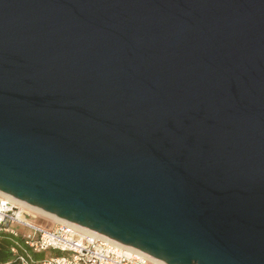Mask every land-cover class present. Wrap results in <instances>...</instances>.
I'll list each match as a JSON object with an SVG mask.
<instances>
[{
    "label": "water",
    "instance_id": "water-1",
    "mask_svg": "<svg viewBox=\"0 0 264 264\" xmlns=\"http://www.w3.org/2000/svg\"><path fill=\"white\" fill-rule=\"evenodd\" d=\"M0 193L164 264H264V0H0Z\"/></svg>",
    "mask_w": 264,
    "mask_h": 264
},
{
    "label": "built area",
    "instance_id": "built-area-1",
    "mask_svg": "<svg viewBox=\"0 0 264 264\" xmlns=\"http://www.w3.org/2000/svg\"><path fill=\"white\" fill-rule=\"evenodd\" d=\"M35 220L31 209L0 195V238L10 240L16 264H160L69 223L45 227Z\"/></svg>",
    "mask_w": 264,
    "mask_h": 264
},
{
    "label": "trees",
    "instance_id": "trees-1",
    "mask_svg": "<svg viewBox=\"0 0 264 264\" xmlns=\"http://www.w3.org/2000/svg\"><path fill=\"white\" fill-rule=\"evenodd\" d=\"M10 247L11 242L7 237L0 238V264H16Z\"/></svg>",
    "mask_w": 264,
    "mask_h": 264
},
{
    "label": "bare ground",
    "instance_id": "bare-ground-1",
    "mask_svg": "<svg viewBox=\"0 0 264 264\" xmlns=\"http://www.w3.org/2000/svg\"><path fill=\"white\" fill-rule=\"evenodd\" d=\"M0 195H2V196H7V195L1 194V193H0ZM7 197H9V196H7ZM9 198H11V197H9ZM11 199H13V198H11ZM13 200L16 201L17 203H20V204L23 205L24 207H26V208H28V209H31L33 212L39 213V214H41V215H44V216H46V217H48V218H51V219H53V220H55V221H61V220H59V219H57V218H54V217H52V216H50V215H48V214H46V213L41 212V211H39V210H37V209H35V208H33V207L27 205V204H24V203H22V202H20V201H18V200H15V199H13ZM61 222H64V221H61ZM82 229H83V228H82ZM83 230L86 231L87 233L92 234V235H97V236L103 237V236H101V235H99V234H96V233H94V232H92V231H89V230H87V229H83ZM104 238H105V237H104ZM140 253H141V252H140ZM141 254H143V253H141ZM143 255H144L145 257H147L148 259L152 260V261H156V262H158V263H160V264H164V263H162V262H160V261H158V260H156V259H153V258H151V257H149V256H147V255H145V254H143Z\"/></svg>",
    "mask_w": 264,
    "mask_h": 264
},
{
    "label": "rangeland",
    "instance_id": "rangeland-1",
    "mask_svg": "<svg viewBox=\"0 0 264 264\" xmlns=\"http://www.w3.org/2000/svg\"><path fill=\"white\" fill-rule=\"evenodd\" d=\"M34 215L36 216V222L45 226V227H50L55 223V220L48 218L44 215H41L39 213L34 212ZM45 256V254L42 255H36L35 258L42 259Z\"/></svg>",
    "mask_w": 264,
    "mask_h": 264
}]
</instances>
